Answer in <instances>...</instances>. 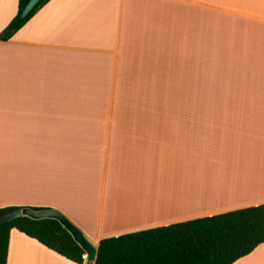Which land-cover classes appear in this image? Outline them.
Masks as SVG:
<instances>
[{"label":"crops","instance_id":"crops-1","mask_svg":"<svg viewBox=\"0 0 264 264\" xmlns=\"http://www.w3.org/2000/svg\"><path fill=\"white\" fill-rule=\"evenodd\" d=\"M18 6L0 0V34ZM263 66L264 0L48 1L0 41V208L58 210L99 243L264 205L259 154L238 160L244 131L259 151ZM7 264L76 263L12 230Z\"/></svg>","mask_w":264,"mask_h":264},{"label":"trees","instance_id":"trees-1","mask_svg":"<svg viewBox=\"0 0 264 264\" xmlns=\"http://www.w3.org/2000/svg\"><path fill=\"white\" fill-rule=\"evenodd\" d=\"M29 1L19 0L18 12L0 34V41L10 40L50 0H41L22 18ZM17 209L23 208H0V264H7L12 230L71 262L85 263L84 250L56 220L24 217L1 223L3 216ZM263 244L264 205H259L103 239L93 264H235Z\"/></svg>","mask_w":264,"mask_h":264},{"label":"water","instance_id":"water-1","mask_svg":"<svg viewBox=\"0 0 264 264\" xmlns=\"http://www.w3.org/2000/svg\"><path fill=\"white\" fill-rule=\"evenodd\" d=\"M41 0H30L24 8L21 17L26 18ZM30 218L33 220L52 219L58 221L73 237L75 242L84 250L87 263H93L97 256L98 243L86 236L73 222H71L63 213L55 209L34 210L33 208L17 209L6 214L1 219V223H8L21 218Z\"/></svg>","mask_w":264,"mask_h":264},{"label":"rangeland","instance_id":"rangeland-1","mask_svg":"<svg viewBox=\"0 0 264 264\" xmlns=\"http://www.w3.org/2000/svg\"><path fill=\"white\" fill-rule=\"evenodd\" d=\"M264 67V66H263ZM262 75L260 78L261 80V86H263L261 89H260V92H262L263 88H264V68H262ZM170 81V80H169ZM174 85H172V83L170 84L169 82V92L167 94V101L169 103V107H171L172 105H174L175 101H176V94H175V91H174ZM236 91H238V89H236ZM264 96V91H263V94H261ZM233 101V103L235 104V106H237L239 109H240V106L241 104H247L245 107H246V111H243V112H246V115L243 116L244 118L242 119L240 116V112H239V109L237 110H234L233 111V119H234V123H238L240 125H242L244 128H251L253 129V121L255 119L254 117V114H255V109L253 108L254 107V95L251 93V98L248 99V100H245V99H242L239 94L237 93L236 95H234L231 99ZM262 108L259 109V139L258 141L260 142L261 141V144L259 145L260 146V150H259V171H260V168L263 166L264 164V135L261 133L262 130H264V122H263V125L262 124V121L264 120V100L261 104ZM171 112V110L169 111V113ZM174 113V111H173ZM242 120V121H241ZM242 127V131H244V128ZM247 131H244V135L242 136L241 138V144L242 142L245 144L246 142L248 143V141H251L253 140V137L255 136V134L251 131L250 134L247 133ZM254 141V140H253ZM239 144V142H238ZM234 148H236V142H234ZM243 145V144H242ZM22 208H26V207H22ZM28 208H32V207H28ZM264 257V256H263ZM259 261H261L262 263L260 264H264V258H259Z\"/></svg>","mask_w":264,"mask_h":264},{"label":"bare ground","instance_id":"bare-ground-1","mask_svg":"<svg viewBox=\"0 0 264 264\" xmlns=\"http://www.w3.org/2000/svg\"><path fill=\"white\" fill-rule=\"evenodd\" d=\"M263 122H264V120H263ZM263 122H262V124L261 125H263ZM260 126V125H259ZM264 127V126H263ZM260 128H261V126H260ZM251 131V130H250ZM260 137V136H259ZM260 140V139H259ZM255 142H257L256 140H255ZM255 142H246L245 144H246V146H245V150H246V153H245V151H244V147H241V150H240V152H242L241 154H239L240 155V158L238 159V160H240V165H241V163H243V161H242V158L244 157L245 158V161H248L247 163H248V166L249 165H251L250 163H251V161H254V164H256V157H257V155L259 154V151H256V149L255 148H258V147H256L255 146ZM242 144H244L243 142H242ZM241 144V145H242ZM261 144V141L259 142V145ZM243 150V151H242ZM259 150H260V146H259ZM244 154V155H243ZM241 155H243V156H241ZM236 157V156H235ZM234 156L232 157L233 158V161H232V165H235L236 164V161H235V164H234V158H235ZM230 164H231V162H230ZM240 165L237 167V165L236 166H233L232 168L234 169V168H236V169H234V171H237V169L239 168L240 169ZM255 166V165H254ZM238 169V170H239ZM240 171V170H239ZM216 173H217V175H221L222 174V172H219V171H217L216 170ZM226 173V171H224L223 172V174H222V176H217V178H219V177H221V179H223V178H225V177H228L227 179H232L233 178V176H234V174L232 173V171L230 170V173H228V174H225ZM236 174V176H237V178H244V172H239V174H237V173H235ZM243 175V177H242V175ZM226 175V176H225ZM223 177V178H222ZM249 178V177H248ZM244 179H247V176L244 178ZM229 182H232L231 180H228ZM158 183V182H157Z\"/></svg>","mask_w":264,"mask_h":264},{"label":"built area","instance_id":"built-area-1","mask_svg":"<svg viewBox=\"0 0 264 264\" xmlns=\"http://www.w3.org/2000/svg\"><path fill=\"white\" fill-rule=\"evenodd\" d=\"M86 257H87V255L85 256V260H86Z\"/></svg>","mask_w":264,"mask_h":264}]
</instances>
